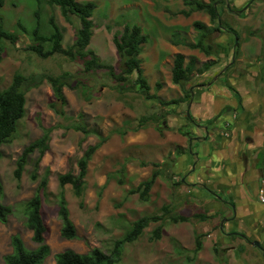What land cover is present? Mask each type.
<instances>
[{
  "label": "rangeland",
  "instance_id": "obj_1",
  "mask_svg": "<svg viewBox=\"0 0 264 264\" xmlns=\"http://www.w3.org/2000/svg\"><path fill=\"white\" fill-rule=\"evenodd\" d=\"M91 1L97 7L92 16L94 34L90 47L101 60L112 65L116 73H120L121 64L113 41L114 34L123 32L127 24L141 25L149 36L141 55L145 63L152 53H159L161 59L168 57L161 74L153 76L155 78L147 77L151 85L150 93H156L164 99L174 98L177 88L174 90L166 87L161 93V88L155 86V81L167 84L172 71L173 54L171 50L166 53L162 48L159 44L161 38L167 39L171 34L174 40L194 42L198 31L193 22L202 21L209 14L197 11L187 17L179 13L181 8H189L182 0ZM147 6H155L160 19H154L147 11ZM218 7L224 25L236 30L240 36L239 53L235 58L234 36L225 30L213 34L216 44L221 43L226 49L222 50L223 53H231L222 58L219 55V63L225 67L227 64V71L231 68H245L247 62L255 59H259L263 65L264 0H219ZM51 16L55 17L63 29L64 47H69L75 40L79 21L73 15L66 18L60 6L49 0H42L41 3L38 0H5V4L0 7L4 28L19 37L15 43L9 39L2 41L4 52L0 61V90L11 84L16 72L38 76L61 75L64 72L71 74L70 85L64 88L68 100L65 115L51 107L55 100L53 88L44 80L40 86L27 91L26 115L19 123L14 141L2 146L0 202L10 206L12 212L5 223L0 222V264H5L4 256L12 252L11 237L14 234L21 235L28 247L37 246L32 240V231L24 224L16 205L31 198L36 192L40 179L33 180L31 174L39 152L29 155L21 178L16 176L15 170L23 149L42 136V125L53 129L50 149L43 156L39 170L40 177L47 168L51 170V195L43 203L47 225L46 242L50 245L51 255L44 264H56L54 255L68 248L86 253L94 247H100L106 253H111L115 241L131 229L135 220L153 214H161L163 219L152 222L137 240L126 243L121 259L115 264H264V247L254 245L253 239L239 238L244 234L232 236L234 241L231 242L209 236L220 231L223 220L217 215L203 219L200 215L207 217V210L199 197L195 193L180 190L187 176L183 178V175L171 171L173 151L177 146L172 139L165 137L167 140L158 141L148 135L149 140L145 142L137 140L140 129L145 133L152 131L156 135L153 129L162 132L166 128V106L160 104L158 99L147 98L140 92L134 85L133 76L125 82L127 88L122 89L123 83L113 79L108 69L86 72L82 59L71 60L62 53L42 58L29 49L37 25L44 34L53 31ZM176 22L185 25H171ZM221 48L218 45L220 53ZM200 53L203 59L211 57ZM159 69H162L161 61L154 66L155 71ZM212 70L195 76L192 82H212L219 74ZM80 113L84 114L90 129H97L109 138L89 162L83 195L77 196L72 185L65 186L71 218L77 228V238L69 240L61 235L62 220L57 201L60 192L58 176L69 170L77 173L78 159L89 145L99 141L95 134L85 136L83 132L72 128L80 120ZM141 120H145L146 124L138 128ZM159 126L164 127L162 131L158 130ZM120 130H127L128 135H121ZM123 166L126 167L125 171L122 170ZM155 170H159L160 175L150 191L148 201L141 199L138 193H130L131 189L148 179ZM166 205L169 206L168 212L163 210ZM176 215L187 216L189 220L176 223L171 219V216ZM161 224L163 230L161 237L157 238L154 230ZM199 234H204V246L201 251L195 252L196 237ZM215 247L220 250V254L215 252Z\"/></svg>",
  "mask_w": 264,
  "mask_h": 264
},
{
  "label": "trees",
  "instance_id": "obj_2",
  "mask_svg": "<svg viewBox=\"0 0 264 264\" xmlns=\"http://www.w3.org/2000/svg\"><path fill=\"white\" fill-rule=\"evenodd\" d=\"M40 3L42 0H38ZM184 4L189 7L182 9L179 13L190 16L195 11H205L209 14L212 25L209 26L201 20L193 22L194 28L198 31V35L194 42L175 41V44L182 43L191 49H198L206 56H215L216 59H210L202 62L196 56L187 57L183 53H177L174 57L172 68V82L182 87L184 96L179 98H172L165 100L158 94H151V85L145 76L144 68L142 66L141 54L143 45L148 42L149 36L139 24H127L123 32L115 33L113 41L118 51L121 64V72L116 73L112 65L104 63L96 52L90 47L91 39L94 34V21L92 16L97 7L96 3L91 0H49L50 3L60 6L62 14L68 18L73 15L78 18L79 26L76 30L75 40L69 47H64V32L62 27L57 23L54 16L50 18V24L53 31L50 34H44L40 31V26L33 31V42L29 45V49L37 53L42 58H48L55 53H62L71 60L82 59L84 62V69L86 72L96 71L99 69H108L113 79L123 83L122 89L127 88L125 82L129 77L133 76L134 85L147 98H156L163 106L179 105L182 102L190 101L193 98L192 91L186 88V84L191 81L197 72H204L210 69L212 65L217 63L219 56L218 45L214 41L213 34L221 33L224 30L231 33L235 40V58L239 53L240 36L233 28H228L224 25L221 19V12L218 7L219 0H210L204 2L202 0H182ZM5 4V0H0V7ZM245 11V8H242ZM21 28H25L20 24ZM174 36V35H173ZM216 36V35H214ZM9 39L13 43L19 39L18 35L10 32L4 28L2 18L0 17V61L4 52L2 41ZM188 59V60H187ZM227 69V68H226ZM264 72V64H263ZM71 74L64 72L61 75L42 74V75H25L22 72H16L13 76L11 84L5 89L0 90V160L3 157L2 146L10 144L14 141L20 121L26 115L27 91L33 87H38L46 80L48 81L54 92V101L51 107L61 115H65V107L68 103L64 88L69 86V78ZM205 84H198L204 86ZM157 89L162 88L163 83L158 81L155 84ZM229 88L233 89L229 84ZM237 94V93H236ZM238 95V94H237ZM80 120L72 126L73 129L81 131L85 136L95 134L99 141L95 144L89 145L83 155L78 159V172L69 170L66 173L58 176L60 192L58 193L59 216L62 220L61 235L65 239L77 238V228L71 218L68 201L65 194V186L70 184L73 186L75 194L82 196L86 186V177L88 174L89 162L93 158L95 152L101 148L108 140L101 131L97 129H90L84 120V114L80 113ZM145 120H141L139 127L144 126ZM43 127V134L40 138L28 144L22 151V154L17 159V167L15 174L21 178L23 169L27 163L29 155L35 151L39 152V156L34 164L31 177L33 180H39L35 194L16 205V210L19 211L23 217L24 224L32 231V240L37 244L35 248H30L19 234H14L11 237L12 252L4 256L5 264H44L46 259L51 255L50 245L46 242L47 225L44 218L43 203L49 198L51 192L49 191L50 168H47L44 175L40 177V163L43 156L50 149V141L52 135V128ZM163 126H159L158 130H163ZM121 135H125L127 130H120ZM187 135V132H184ZM145 164V163H144ZM158 166L157 163H152ZM123 166L122 170L125 171ZM159 170L153 171L151 176L140 182V184L130 190V193H138L141 199L148 201L150 199V191L152 190L157 178L159 177ZM123 182L122 180H120ZM169 206H163V210L168 212ZM12 212L10 206H6L0 202V222L5 223L8 220L9 214ZM198 215V214H197ZM203 219L206 216L200 215ZM211 217V216H210ZM163 219L161 214L145 215L132 223L131 229L120 239L115 241L114 248L111 253H106L100 247H94L86 253L78 252L74 249L68 248L60 251L54 255L56 264H115L122 256V250L126 243L137 240L144 232V230L152 223ZM172 221L185 222L189 218L184 215L171 216ZM163 230L162 224L155 230L154 234L157 238L161 237ZM238 234L237 232L231 233ZM204 234H199L196 237L195 252L203 249L202 237ZM215 252L220 254V250L215 247Z\"/></svg>",
  "mask_w": 264,
  "mask_h": 264
},
{
  "label": "crops",
  "instance_id": "obj_3",
  "mask_svg": "<svg viewBox=\"0 0 264 264\" xmlns=\"http://www.w3.org/2000/svg\"><path fill=\"white\" fill-rule=\"evenodd\" d=\"M146 9L154 19H160L155 6H147ZM202 21L212 25L207 14ZM171 25L184 27L185 24L176 22ZM173 37L170 34L167 39L161 38L159 43L166 53L172 51V68L177 53L200 57L201 63L216 59L212 56L203 59L198 49L190 50L185 44H175ZM218 45L222 47L221 58L231 55L227 52L224 54L222 50L226 49L221 43ZM160 59L159 53H152L147 64L142 59L146 77L163 72L168 57ZM220 60L217 59V63L210 67L213 72H219L212 82H192L195 76L203 75L204 71L197 72L186 84V88L192 91V100L166 106V128L162 132L153 129L154 135L152 131L145 133L140 129L137 140L145 142L149 140V135L158 141L167 140L164 139L167 137L177 144L173 151L171 171L183 175V178L187 176L182 178L180 190L199 197L207 210V218L217 215L223 220L220 231L209 235L211 238L231 242L234 241L231 233L237 232V236L244 234L239 238L253 239V243L258 241L264 247V201L260 198L261 191L264 195L263 65L259 59H255L247 62L245 68L227 71V64L225 67L219 63ZM159 61L162 69L155 71L154 66ZM169 77L161 93L166 87L177 88L174 98L183 97L182 87L172 82V71ZM193 147L195 149L190 152Z\"/></svg>",
  "mask_w": 264,
  "mask_h": 264
},
{
  "label": "water",
  "instance_id": "obj_4",
  "mask_svg": "<svg viewBox=\"0 0 264 264\" xmlns=\"http://www.w3.org/2000/svg\"><path fill=\"white\" fill-rule=\"evenodd\" d=\"M164 125H166V122H164ZM254 243H255L256 246L261 247L260 242L256 241V242H254Z\"/></svg>",
  "mask_w": 264,
  "mask_h": 264
},
{
  "label": "built area",
  "instance_id": "obj_5",
  "mask_svg": "<svg viewBox=\"0 0 264 264\" xmlns=\"http://www.w3.org/2000/svg\"><path fill=\"white\" fill-rule=\"evenodd\" d=\"M226 134H227V132H226ZM260 198H261L262 201H264V195H263L262 191H261V194H260Z\"/></svg>",
  "mask_w": 264,
  "mask_h": 264
}]
</instances>
